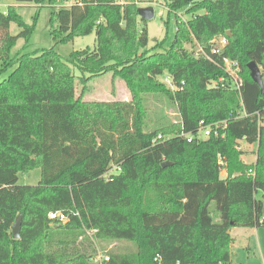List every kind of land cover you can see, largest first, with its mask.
I'll return each instance as SVG.
<instances>
[{
  "label": "trees",
  "instance_id": "1",
  "mask_svg": "<svg viewBox=\"0 0 264 264\" xmlns=\"http://www.w3.org/2000/svg\"><path fill=\"white\" fill-rule=\"evenodd\" d=\"M17 1L35 2L38 11L28 24L14 5L0 10V264H99L95 248L79 239L85 228L99 241L129 244L100 264H231L228 230L264 227V0H168L169 11L193 15L177 16L174 39L152 48L136 1ZM45 3L58 42L95 32V48L68 58L55 46L27 52ZM218 35L227 43L214 52ZM20 38L25 44L13 55ZM192 40L198 55L184 46ZM225 59L238 63L239 87ZM107 73L125 82L129 99H85L86 83ZM149 96L175 106L180 121L163 112L149 129ZM201 120L224 121L225 135L189 142L181 133L195 136ZM244 144L255 146L254 161L242 159ZM203 167L217 176L202 179ZM37 168L36 185L18 183ZM52 211L68 220L53 224Z\"/></svg>",
  "mask_w": 264,
  "mask_h": 264
},
{
  "label": "rangeland",
  "instance_id": "2",
  "mask_svg": "<svg viewBox=\"0 0 264 264\" xmlns=\"http://www.w3.org/2000/svg\"><path fill=\"white\" fill-rule=\"evenodd\" d=\"M73 0H58L56 7H68L72 4ZM136 1L140 7L151 6L154 10V16L150 19H144L141 16L138 20V26L142 28L147 26L149 35L148 48L155 46L157 41L163 40L165 37L168 38V42L174 39L176 32V21L177 16H180L183 20H188L193 14L188 13L186 10L169 11L167 7L168 0H128ZM14 5L23 19L28 23L32 24L35 18V14L38 11V5L35 2H20L17 0H0V10L7 12L8 6ZM51 7L48 3H45L39 11V15L36 20L35 29L30 38V45L27 52L41 53L43 49L56 47V50L64 57L68 58L70 53L75 50H81L87 47L94 49L96 46V33L93 32L87 36L76 37L73 41L68 43L58 42L51 33L50 24ZM20 29L16 24H12L10 33L17 35ZM224 35H218L212 40V46L216 49L224 48ZM25 44V39L20 38L16 46L12 50V54L15 55L22 49ZM167 47V44L165 45ZM184 46L193 51L196 55L200 52V46L192 40L191 42H185ZM75 74L80 75L81 72L77 67L70 65ZM1 67V61H0ZM260 70V68H259ZM237 76L239 75V69H236ZM9 73L5 76L7 77ZM168 86L170 80L165 77H159ZM85 99L99 100V101H113V100H127L130 97L129 90L125 82L118 77H113L112 73L103 74L100 77L93 78L86 83ZM83 86L80 85L78 93L82 90ZM147 104L149 108V129H152L159 117L165 112L169 118L178 119V110L175 106L171 105L164 98H156L149 96L147 98ZM245 153L242 159L245 162H252L255 160V146H248L244 144ZM114 173L117 172L113 169ZM227 173L225 170L220 169L219 176L224 178ZM217 173L211 168L205 169L203 167L200 177L202 179H210L216 177ZM41 179V169L37 168L29 173L19 175V184L36 185ZM264 194V192H263ZM264 201V196L262 197ZM210 213L214 220H219V212L217 211L216 204L213 202L210 206ZM232 236V262L231 264H264V227H244L235 226L229 233ZM86 239V245L93 246L95 253L92 257V261L95 263H102L107 257V253L110 250H125L129 247L128 243L120 241H99L95 236V231L85 228V234L81 236Z\"/></svg>",
  "mask_w": 264,
  "mask_h": 264
},
{
  "label": "built area",
  "instance_id": "3",
  "mask_svg": "<svg viewBox=\"0 0 264 264\" xmlns=\"http://www.w3.org/2000/svg\"><path fill=\"white\" fill-rule=\"evenodd\" d=\"M226 43H227V39L225 38L224 45H226ZM213 51L220 52L221 50L216 49L214 47ZM225 64H226L227 70L234 77L235 84L238 85L237 87H239V77L237 76V73H236V69H239L238 63L233 62L229 59H225ZM169 83L171 85V82ZM179 121L180 120H179V115H178V119H175L174 122L178 123ZM225 128H226V123L224 121L215 122V123H207L204 120H201L199 123L198 131L195 136L186 134L184 132H182L181 135L185 136L189 142L193 141L194 138L200 141H203V140L210 138L211 136L223 137L225 135L224 133ZM164 138L166 139L168 137H164L163 135H158L157 137V139L159 140H162ZM218 164L222 167V170H225V167H224L225 161L220 154L218 155ZM48 217L53 224H61L68 220L67 215L61 211L49 212Z\"/></svg>",
  "mask_w": 264,
  "mask_h": 264
},
{
  "label": "water",
  "instance_id": "4",
  "mask_svg": "<svg viewBox=\"0 0 264 264\" xmlns=\"http://www.w3.org/2000/svg\"><path fill=\"white\" fill-rule=\"evenodd\" d=\"M138 13L144 19H150L154 16V10L151 6L150 7H139ZM228 34L231 35V32L228 31ZM248 67L251 70V76L253 77V79L262 86L261 71L259 70L260 67L255 62H250L248 64ZM163 165L166 166V165H169V163L165 162ZM21 225H22V215L20 214L16 218L13 224V227H12L14 238L20 237ZM230 232L231 230H228V233Z\"/></svg>",
  "mask_w": 264,
  "mask_h": 264
},
{
  "label": "crops",
  "instance_id": "5",
  "mask_svg": "<svg viewBox=\"0 0 264 264\" xmlns=\"http://www.w3.org/2000/svg\"><path fill=\"white\" fill-rule=\"evenodd\" d=\"M147 7H150V6H147Z\"/></svg>",
  "mask_w": 264,
  "mask_h": 264
}]
</instances>
